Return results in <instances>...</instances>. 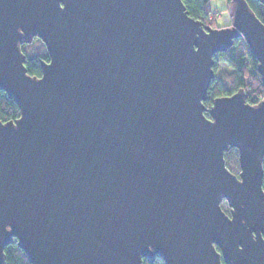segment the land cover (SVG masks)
<instances>
[{"label":"water","instance_id":"water-1","mask_svg":"<svg viewBox=\"0 0 264 264\" xmlns=\"http://www.w3.org/2000/svg\"><path fill=\"white\" fill-rule=\"evenodd\" d=\"M231 10L213 27L183 0H0V90L21 110L0 119V264L13 238L32 264H264V99L204 103L235 39L264 82V23Z\"/></svg>","mask_w":264,"mask_h":264},{"label":"trees","instance_id":"trees-1","mask_svg":"<svg viewBox=\"0 0 264 264\" xmlns=\"http://www.w3.org/2000/svg\"><path fill=\"white\" fill-rule=\"evenodd\" d=\"M210 1L183 0L189 14L196 19L202 20L204 24L208 23V15L215 13L210 6ZM228 1L230 4L232 3V0ZM246 1L258 18L264 23V4L260 0ZM21 48L26 54L25 65L28 73L37 76L41 75V59H49L45 43L40 38H36L30 43L23 42ZM219 62L225 63L227 68L218 70ZM258 64V60L253 56L249 45L243 38L235 39L231 47L215 54V76L211 81L208 97L204 101L205 105L210 107L214 98L230 95L239 90H243L246 93L245 98L248 103H259L264 99V82L258 70ZM20 114L21 110L16 100L9 97L4 90H0V119L4 121L15 120ZM238 156V149L236 147H231L225 152L226 164L234 173H238L240 169ZM4 252L5 264H32L26 252L20 247L17 238H13L5 246ZM143 262L144 264H165L159 255H156L154 261L144 257Z\"/></svg>","mask_w":264,"mask_h":264},{"label":"rangeland","instance_id":"rangeland-1","mask_svg":"<svg viewBox=\"0 0 264 264\" xmlns=\"http://www.w3.org/2000/svg\"><path fill=\"white\" fill-rule=\"evenodd\" d=\"M210 6L215 13H210L208 15V25L218 27L227 25L232 22L231 4L228 0H211ZM223 68H227L226 64L223 62H219L218 70H221ZM222 207L226 212L229 213V205L226 200L222 202Z\"/></svg>","mask_w":264,"mask_h":264},{"label":"flooded vegetation","instance_id":"flooded-vegetation-1","mask_svg":"<svg viewBox=\"0 0 264 264\" xmlns=\"http://www.w3.org/2000/svg\"><path fill=\"white\" fill-rule=\"evenodd\" d=\"M230 24H231V22H230L229 24H227V25H230ZM36 38H39V37H38V36H34L33 39H32V41L35 40ZM41 40H42V39H41ZM32 41H31V42H32ZM28 43H30V42H28ZM45 46H46V45H45ZM46 48H47V47H46ZM48 56H49V55H48ZM48 60H49V59H48ZM40 63H41V62H40ZM155 258H156V257H155ZM155 258H154V259H155ZM154 259H153V260L150 259V260H151V261H154Z\"/></svg>","mask_w":264,"mask_h":264}]
</instances>
